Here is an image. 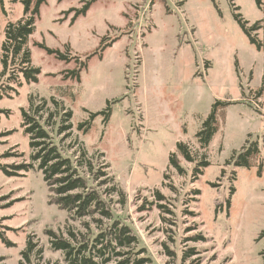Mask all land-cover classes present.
<instances>
[{
  "label": "rangeland",
  "instance_id": "1",
  "mask_svg": "<svg viewBox=\"0 0 264 264\" xmlns=\"http://www.w3.org/2000/svg\"><path fill=\"white\" fill-rule=\"evenodd\" d=\"M262 1L259 7L255 0H216L217 6L212 0H98L72 21L83 0H45L29 42L38 81L27 83L20 75L18 85L9 73L1 76V57L5 28L24 16V6L5 0L0 162H31L22 113L43 106L39 120L45 125L50 113L56 115L48 130L64 156L74 160L83 149L97 165H108L126 195L125 203L114 196V215L138 235L136 249L151 264H264ZM235 13L248 26L258 24L261 50ZM103 43L111 46L88 59L76 76L72 71ZM40 44L68 59L48 54ZM115 100L108 117L96 116L87 132L78 129ZM217 101L225 106L218 107L216 133L204 147L197 133ZM65 110L72 113L68 138L56 133ZM247 140L258 143V154L250 167H236L232 156ZM178 142L189 146L196 161L183 157ZM172 153L184 173L170 165ZM201 160L210 165L195 177ZM19 173L0 171V231L11 243L0 239V264H19L30 238L42 251L31 255L32 264H66L64 253L50 247L46 230H88L50 202L40 170ZM198 233L205 240H187ZM192 248L196 253L186 256Z\"/></svg>",
  "mask_w": 264,
  "mask_h": 264
},
{
  "label": "trees",
  "instance_id": "2",
  "mask_svg": "<svg viewBox=\"0 0 264 264\" xmlns=\"http://www.w3.org/2000/svg\"><path fill=\"white\" fill-rule=\"evenodd\" d=\"M98 0H83V6L74 9L72 21L79 16L85 15L90 7ZM215 6L216 0H212ZM232 1V0H231ZM259 7L262 6V0H255ZM24 6V16L16 21L9 22L5 28V40L2 44V72L1 76L10 74L9 80H17L18 85H22L20 75L27 82H37L40 69L33 67L31 51L29 49L30 37L35 31L36 18L40 13L41 6L45 0H21ZM236 11L238 8L232 2ZM1 10L5 13V0H0ZM243 32L251 44L257 49H262V42L254 33L258 30V24L248 26L240 14L235 13ZM40 48L46 50L50 55H56L60 60H67L68 57L58 50H53L43 44ZM111 46L100 45L98 51L89 55L85 61H82L78 68L72 71L76 76L87 66V60L96 54H102L103 51ZM0 98L2 94L0 93ZM116 102L110 101L105 110L90 114L89 118L79 123L78 129L87 132L90 129L92 120L98 115L109 116L111 104ZM225 106V103L217 101L213 104L212 110L202 123L197 137L202 146H208L217 130L216 113L219 106ZM44 107H36L32 114L23 110L22 126L24 133L29 136V146L32 149L31 162L28 164L12 165L0 162V171L6 176H18L21 171L38 169L42 172L44 181L49 187L52 196L50 202L56 204L60 209L67 211L72 220H82L87 232L75 231L69 227L66 234L57 233L52 229H47L46 234L49 236L50 247L56 251L64 253L66 264H151L149 257L142 256L144 250H137L139 237L134 230L120 219L116 218L112 209L114 196H118L120 203H125L126 195L118 186L113 175L107 170L108 165H97L87 154L86 150H80L79 154L72 160L64 156L60 147L54 142L53 137L48 130L54 128L50 120L56 116L50 113L45 119L43 125L39 114ZM66 111V110H65ZM72 113L66 111L60 117V124L56 130L58 135L71 136ZM177 150L183 157L189 161H196L189 146L183 142L177 143ZM258 143L256 141H246L241 147L239 153H234L232 160L234 165L250 167L252 156L258 154ZM11 156L7 153L2 157ZM170 165L177 169L179 173H184V169L179 164L176 153L170 155ZM210 163L206 160L197 161L193 169V175L196 177L202 174L203 167H208ZM158 193V192H157ZM159 194V193H158ZM160 195V194H159ZM161 196V195H160ZM163 198V197H162ZM230 203V200H228ZM86 218H90L86 221ZM92 223L95 224L97 232L92 233ZM0 239L8 246L11 243L5 238L0 231ZM187 240L199 241L205 240L200 233L190 236ZM37 243L31 238L28 240L25 250L22 252L23 259L19 264H32L31 255L42 252L37 249ZM39 250V251H38ZM194 248L187 252L186 256L195 254ZM0 257V262L3 261ZM59 264V263H57Z\"/></svg>",
  "mask_w": 264,
  "mask_h": 264
}]
</instances>
